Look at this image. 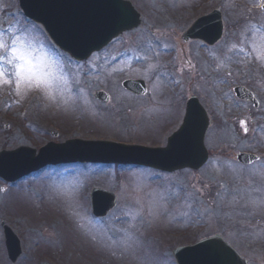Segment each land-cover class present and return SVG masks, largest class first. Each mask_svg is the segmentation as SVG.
<instances>
[{"label": "rangeland", "instance_id": "obj_1", "mask_svg": "<svg viewBox=\"0 0 264 264\" xmlns=\"http://www.w3.org/2000/svg\"><path fill=\"white\" fill-rule=\"evenodd\" d=\"M130 1L139 27L76 63L21 15L17 0H0V39L9 47L15 40L35 65L19 91L14 75L0 86V150L73 138L164 146L194 94L213 120L204 139L209 160L172 174L61 164L13 184L0 180V222L21 242L13 264H176L173 248L214 233L248 264H264L263 0ZM215 8L221 40L183 43L189 24ZM134 76L145 81L144 96L122 89ZM237 85L253 91L258 106L234 96ZM98 90L106 103L95 99ZM243 152L258 159L241 164L235 156ZM93 187L117 194L100 220L90 212ZM0 264H11L1 227Z\"/></svg>", "mask_w": 264, "mask_h": 264}, {"label": "water", "instance_id": "obj_2", "mask_svg": "<svg viewBox=\"0 0 264 264\" xmlns=\"http://www.w3.org/2000/svg\"><path fill=\"white\" fill-rule=\"evenodd\" d=\"M24 15L39 23L51 41L76 60H85L91 53L101 50L112 39L140 25L141 15L129 0H18ZM223 33L219 10L197 18L181 35L187 42L197 39L207 45L218 42ZM122 86L135 94H143L145 86L140 80H125ZM241 99H252L243 87H235ZM96 98L107 101V95L97 92ZM254 105L256 102L253 100ZM210 125L205 109L195 96L185 103L182 123L166 140L164 147L125 145L98 140L71 139L62 143L48 142L36 151L20 146L0 151V177L6 182L16 181L46 165L59 163H103L138 165L165 172L189 168L197 170L208 159L204 145L205 133ZM256 157L240 153L237 159L250 163ZM115 195L102 189L91 192L95 216H104L115 205ZM7 254L11 262L20 255L19 240L4 222L1 223ZM177 264H247L219 234L199 240L189 246L172 251Z\"/></svg>", "mask_w": 264, "mask_h": 264}, {"label": "snow or ice", "instance_id": "obj_3", "mask_svg": "<svg viewBox=\"0 0 264 264\" xmlns=\"http://www.w3.org/2000/svg\"><path fill=\"white\" fill-rule=\"evenodd\" d=\"M16 41H12L11 47L0 39V51L6 52V55H0V86L3 84H10L12 81L8 78L9 75H14L16 78L17 90L21 82L24 80H31L35 75V65L32 63L28 54L21 48L16 46ZM6 65H12L14 71L8 73Z\"/></svg>", "mask_w": 264, "mask_h": 264}]
</instances>
